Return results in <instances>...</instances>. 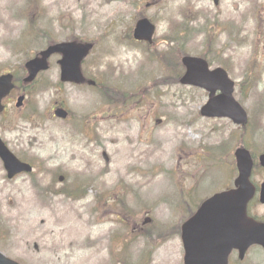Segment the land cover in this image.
<instances>
[{
  "label": "rangeland",
  "instance_id": "1",
  "mask_svg": "<svg viewBox=\"0 0 264 264\" xmlns=\"http://www.w3.org/2000/svg\"><path fill=\"white\" fill-rule=\"evenodd\" d=\"M140 17L156 26L153 45L132 37ZM69 40L94 43L82 67L97 88L58 84L56 54L0 116V138L34 167L8 179L0 160V252L21 264H183L180 226L200 196L231 186L238 147L264 181V0H0V73L20 79L36 52ZM183 55L227 71L245 126L200 114L208 93L178 82ZM229 264H264V250Z\"/></svg>",
  "mask_w": 264,
  "mask_h": 264
},
{
  "label": "water",
  "instance_id": "2",
  "mask_svg": "<svg viewBox=\"0 0 264 264\" xmlns=\"http://www.w3.org/2000/svg\"><path fill=\"white\" fill-rule=\"evenodd\" d=\"M218 4L219 0H213ZM155 26L147 18L136 22L134 38L152 42ZM92 48L91 43L65 41L48 45L39 55L26 62L28 76L25 82L35 79L38 72L48 69V58L55 53L61 54L60 81L83 83L80 64ZM185 72L180 78L183 85H192L209 92L207 102L200 113L206 117H228L234 123L244 125L247 114L233 96L234 82L221 67L210 69L207 62L196 56L182 57ZM90 83H94L93 81ZM13 75H0V112L4 109L2 100L13 89ZM220 93L215 95L216 91ZM24 96L18 97L16 106L22 104ZM54 114L65 118L66 110L56 108ZM0 159L7 177L13 178L22 172H30V164L18 159L0 138ZM238 175L234 187L218 192L206 199L194 215L181 226V240L184 249V264H228L232 250L238 251L242 259L252 245L264 249V222L258 221L247 213V205L253 198L255 187L250 181L253 161L249 151L239 147L235 150ZM260 165L264 166V153L259 156ZM260 202L264 204V182L261 184ZM0 264H20L0 252Z\"/></svg>",
  "mask_w": 264,
  "mask_h": 264
},
{
  "label": "flooded vegetation",
  "instance_id": "3",
  "mask_svg": "<svg viewBox=\"0 0 264 264\" xmlns=\"http://www.w3.org/2000/svg\"><path fill=\"white\" fill-rule=\"evenodd\" d=\"M151 45H153V41L151 42ZM179 62H180V59H179ZM25 67H26V65L24 64V69H25ZM47 71V70H46ZM45 71V72H46ZM81 72H82V75L83 76H85V78H86V81H84L82 84H77V85H75V84H71V85H73V86H90V87H92V88H95V86L96 85H98L97 84V82L95 81V80H93L92 78H90L86 73H85V71H84V67H81ZM13 73V77H14V80H15V83H20L21 84V86H23V87H25V85H26V83L24 82V78L26 77V75H27V70L25 69V76L24 77H22V78H20L19 79V77L14 73V72H12ZM41 73H43V72H40L38 75H37V78H36V80L38 79V77L41 75ZM21 80V81H20ZM36 80L34 81V82H36ZM90 81L92 82H94L93 84L92 83H90ZM25 84V85H24ZM96 88H97V86H96ZM21 90H23V91H21V93L20 94H22V92L24 93H27L26 92V90H24V89H21ZM98 91H99V93H101V88H98L97 89ZM14 91H15V89L14 90H12V92H10V94L8 95V96H6V98L3 100V103H4V105H5V109H4V111L2 112V113H0V116L8 109V103H10V102H12L13 101V98L16 96V94L14 93ZM24 93V94H25ZM216 94L215 95H217V94H219L220 93V91L219 90H217L216 92H215ZM24 100H25V98H24ZM24 100L22 101V104L21 105H23V103H24ZM58 106H61L62 108H64V109H66L67 111H68V116H67V118H65L66 119V121H69V115H70V111H69V107H67L66 105H63V104H55L54 105V107L53 108H55V107H58ZM255 162V161H254ZM264 168V167H263ZM234 170H235V172H236V174L234 175L235 177L237 176V169H236V166H235V168H234ZM205 172V173H204ZM203 173H204V175L206 174V171H204ZM203 173L201 174V177H200V179L204 176L203 175ZM203 175V176H202ZM235 177H234V179H235ZM252 178H253V174H252ZM200 179H198V180H200ZM234 179H233V181H234ZM233 181H232V184H231V186H233ZM197 183H198V181L197 182H194L192 185H191V187H190V192L191 193H194V189L196 188V185H197ZM255 183V182H254ZM262 183V182H261ZM261 183L259 184V183H255V188H256V195L259 197V194H260V190H261V188L259 187V185H261ZM231 186L230 185H227V186H223L222 185V187L220 188L221 190L220 191H217V190H215V192L213 191V193H210V194H206V195H204V196H200V197H202L200 200H199V203L196 205V207H195V209H194V211H192L191 212V214H189L188 215V217L190 216V215H192L195 211H196V209L198 208V206L200 205V203L203 201H205L206 199H208L209 197H211L212 195H214L215 193H218V192H221V191H225V190H229L230 188H231ZM219 190V189H218ZM217 191V192H216ZM202 202V203H203ZM201 203V204H202ZM256 216H259V215H256ZM187 217V218H188ZM261 219H263L264 220V215H262V216H259ZM180 231H181V226H180ZM236 251H233V253H235Z\"/></svg>",
  "mask_w": 264,
  "mask_h": 264
},
{
  "label": "trees",
  "instance_id": "4",
  "mask_svg": "<svg viewBox=\"0 0 264 264\" xmlns=\"http://www.w3.org/2000/svg\"><path fill=\"white\" fill-rule=\"evenodd\" d=\"M255 201H251V203L249 204V208H248V211H251L252 210V206L254 205Z\"/></svg>",
  "mask_w": 264,
  "mask_h": 264
}]
</instances>
